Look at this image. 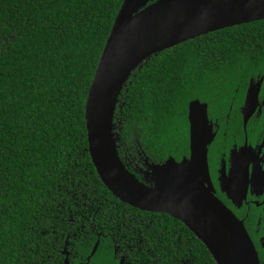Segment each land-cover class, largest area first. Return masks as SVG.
<instances>
[{
	"label": "trees",
	"instance_id": "16d2710c",
	"mask_svg": "<svg viewBox=\"0 0 264 264\" xmlns=\"http://www.w3.org/2000/svg\"><path fill=\"white\" fill-rule=\"evenodd\" d=\"M121 1L0 0V264H62L66 239L81 257L73 264L83 262L94 237L90 243L79 239L75 228L84 221L119 222L131 212L154 223L144 230L151 238L147 245L156 249L154 264L172 258L215 264L179 221L114 198L89 159L84 100ZM257 74L264 78V19L150 56L117 97L121 106L112 122L119 158L125 163V155H133L131 144H138L154 162L167 155L177 160L187 103L197 98L223 104L231 87ZM248 218L246 230L264 264L253 233L255 213ZM257 230L263 234L262 223ZM106 244L99 239L87 264H95Z\"/></svg>",
	"mask_w": 264,
	"mask_h": 264
},
{
	"label": "water",
	"instance_id": "95a60500",
	"mask_svg": "<svg viewBox=\"0 0 264 264\" xmlns=\"http://www.w3.org/2000/svg\"><path fill=\"white\" fill-rule=\"evenodd\" d=\"M263 19L264 0H122L84 100L87 153L102 185L127 206L179 221L215 264H259V260L242 222L212 193L205 154L212 135L205 105L197 100L187 105L188 158L151 164L147 180L137 179L120 160L113 112L121 106L117 97L132 71L150 56L209 32Z\"/></svg>",
	"mask_w": 264,
	"mask_h": 264
},
{
	"label": "flooded vegetation",
	"instance_id": "af4514ba",
	"mask_svg": "<svg viewBox=\"0 0 264 264\" xmlns=\"http://www.w3.org/2000/svg\"><path fill=\"white\" fill-rule=\"evenodd\" d=\"M253 94H255V97H253ZM248 97H250V100H248ZM194 100L205 105L206 123L212 135L211 140L205 146L207 172L212 193L236 219L242 222L250 240L252 235L248 234L245 224L250 218H248V214L250 212L252 214L255 213L256 229L253 233L256 235L257 243L260 246L264 238V230L261 235L258 234L257 230L260 223H262L264 228L263 75L257 74L254 77L249 76L244 80H239V83L231 87L227 92L223 104L211 101L213 106H209L206 101L198 100L197 98H194ZM185 124V141L182 144L183 147L177 160L167 155L164 160L154 162L140 150L138 144H131L133 155H125L126 162H122L125 168L126 165H129L132 169V174L136 175L137 179H141V173L146 166L162 164L167 159L179 162L183 158H188L190 144L187 106ZM120 146L121 144L117 145V148ZM138 211L153 214L141 210ZM139 217V214L131 212L121 216L122 220L119 222L93 220L82 222L75 228V231L81 235L79 239L82 238L90 243L94 237V241L91 242L90 250L84 257V261L76 264H87L89 262L95 252L87 262L86 258L93 244L96 241L99 242L100 238L107 240L108 244L105 245V251L98 257L95 264H154L157 257L156 249L153 244L147 245L146 240H151V238L147 233H144V230L149 226H153L154 223L150 220L139 219ZM158 225L165 227L164 223H159ZM102 227L105 228L103 229ZM163 232L167 233V231ZM153 233L155 235L154 231ZM88 235L89 237H87ZM155 237L159 239L161 235ZM70 245L66 239L61 251L63 260L66 258L67 264H73L74 259H81L80 256H75L73 250L75 246ZM68 247L73 250L72 253L67 250ZM260 247L264 249V245ZM159 248L163 250L164 246ZM168 262V264H185L182 258H172Z\"/></svg>",
	"mask_w": 264,
	"mask_h": 264
},
{
	"label": "rangeland",
	"instance_id": "374dc122",
	"mask_svg": "<svg viewBox=\"0 0 264 264\" xmlns=\"http://www.w3.org/2000/svg\"><path fill=\"white\" fill-rule=\"evenodd\" d=\"M152 171H153V167H151L150 165L146 166L144 171L141 173L142 174V178L147 180L148 177L151 176Z\"/></svg>",
	"mask_w": 264,
	"mask_h": 264
}]
</instances>
